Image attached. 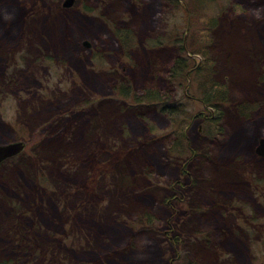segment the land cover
Masks as SVG:
<instances>
[{"label":"rangeland","instance_id":"rangeland-1","mask_svg":"<svg viewBox=\"0 0 264 264\" xmlns=\"http://www.w3.org/2000/svg\"><path fill=\"white\" fill-rule=\"evenodd\" d=\"M160 1L75 0L67 7L64 0H0V9L14 5L17 15L11 18L14 24H8L2 13L0 30L4 26L13 35L18 25L12 46L4 41L6 33L0 37L2 74L15 79L0 99V145L22 141L24 148L11 158L20 155L30 162L27 168L12 169L8 177L7 171L0 175V212L10 214V203L22 206L26 215L21 218L31 220L33 236L39 230L48 238L42 246L54 253L51 258L42 252L34 257L32 250L27 263L138 264L136 256L142 251L150 253L148 264H176V254L186 248L173 239L190 233V203L210 210L215 198V204L223 206L220 235L212 241L210 254L200 241L196 248L190 244L197 250L196 264H264V156L256 153L264 137V1L229 0L237 5L235 13L222 9L228 0H214L211 6L208 0H180L193 6V15L185 4L164 12ZM39 16L45 24L32 25ZM207 16L219 19L212 25L220 49L218 63L236 102L224 103L220 113L203 103V78L198 73L183 79L175 100L167 103L180 108L177 121L164 103L137 101L119 92L123 78L133 84L134 93L157 82L154 64L167 66L178 43L199 51L208 42L203 31ZM116 22L136 27V46L130 54L121 52L112 31ZM30 26L38 34L34 45L26 40ZM159 30L164 46L150 48L146 39ZM57 43L74 45V51L57 56ZM201 54L191 56L190 66L211 67ZM243 73L250 74L249 89ZM203 74L210 75L209 70ZM242 102L248 106L236 107ZM180 111L191 120L196 117L189 128L183 125V142L191 150L167 158L168 143L161 136L178 129L185 119ZM214 122L221 134L212 141L205 136L214 131ZM48 139L55 154L30 155L38 142L45 145ZM237 142L242 146L234 148ZM204 144L211 148L206 157L199 149ZM228 146L231 153L226 155ZM209 157L210 167L204 166ZM146 166L152 174L143 171ZM199 167L210 179L206 186ZM43 175L52 185L43 184ZM172 180L177 182L174 190L168 187ZM146 193L153 204L136 198ZM141 207L153 211L155 220L166 219L159 233L147 235L144 226L131 222ZM197 216L192 231L205 226ZM0 233V254L13 256L15 238ZM92 249L98 250L95 255Z\"/></svg>","mask_w":264,"mask_h":264},{"label":"trees","instance_id":"trees-1","mask_svg":"<svg viewBox=\"0 0 264 264\" xmlns=\"http://www.w3.org/2000/svg\"><path fill=\"white\" fill-rule=\"evenodd\" d=\"M208 1L210 2V6L213 4V2H215L214 0H208ZM224 1H227V0H224ZM160 2H161V6H162V11H164V12H167L168 10H170L174 6L176 8V6L181 7L185 4L184 6L187 9L186 12H188L189 15H193L195 13V11H193L194 8L191 4L183 3L180 0H161ZM222 7H223L222 9H226L227 12L233 11L236 13L237 5L230 3L229 0L226 3H224L222 5ZM13 8H14V5L11 8L8 7V5H6L5 9H2V7H1L2 10L0 9V21H1L2 13H4L8 16L4 20L6 22H9L8 24L13 23L11 21V18L17 16V15H15V9H13ZM203 8H207V6H204ZM8 13H10V14H8ZM194 16H196V15H194ZM217 17H219V16H217ZM43 20H44L43 17L42 18L40 16L38 18L36 17L32 20V22L34 21V23L32 25H35V24L43 25V24H45V23H42ZM218 20L219 19H215L214 16L210 17L208 19V16H207V22H208L207 28H205V30L203 29V31L206 34V39L208 42L199 51L198 50L193 51V47H192V50L189 51L183 44L179 45V43L178 44L176 43L177 44L176 47H178L177 53H175L173 55V57H172L173 59L171 60V62L167 66H164L160 62H159V64L158 63L154 64L155 72H156L155 77H157V82H152V84H150L151 86L149 84L144 85L143 88H141L140 90H136V92L134 93L132 91V87H133L132 85L133 84L129 83L127 79L123 78V80L121 81V84H119V86H118L119 92L122 95H125L126 97L133 95L137 101L144 100V101L154 102V103H164L166 105V108H164V109H169L170 111H168V113L170 114L171 118L174 119V121H175V119L177 121V115H179L178 109H180V108H177L175 105H171L169 107L167 103L168 102L172 103L175 100V94L177 92L176 88H177V86H179L180 83H182L181 81L183 79H185V78L189 79V77L192 76L194 73H198L199 75L202 76L203 79H201V80H202V83H204L203 88H202V84L200 83L201 84L200 87L202 90V92H201L202 97L201 98H202L203 103H205L206 105H209V106L213 105V107L216 108L217 113H220V111L223 110L222 106L224 103L231 102V101L234 102L235 99L232 98V93L230 92L231 91L230 86L228 83L225 82L226 81V80H224L225 77L223 78V74H222V71L220 69V65H219L220 63H218L220 61L219 60L220 49L218 47V40L215 39V36L213 34L214 28L212 26L213 23H217ZM14 26H15L14 29H12L13 35L9 34L10 36L6 33V30H3L4 26H3V29L0 30V37H2L5 33L7 34V35L3 36L4 41H7L6 45L12 46L13 45L12 43H15V40H13V39H15V36H16L15 33H17V31H18L17 30L18 25L15 24ZM31 26H30V29L32 30V33L26 34V36L28 38L26 40L28 41V43L34 45V42L37 39L36 35H38V34H36L37 32L35 33V29H32ZM112 31H113L118 43L121 46V52L122 53L124 52L126 55L133 52V49L136 46L135 45L136 27H134L131 24H125L124 22H122L120 24H118L116 22L115 26H113V28H112ZM121 31H123L125 33V34H123L124 37H122V35H120ZM161 32H162V30L161 31L159 30L156 33V35H154V36H156L155 39H153L154 36L149 38V39H146V42H147V44H149L148 46L150 48H153V46L156 48H163L165 40L163 41V39H162L163 37L160 36ZM31 34L34 37L33 39L31 37ZM39 38L43 39V36H40ZM66 40L67 39H64L60 42H65ZM43 41H44V39H43ZM0 42H1V40H0ZM49 46H52V45H49ZM52 48H53V46H52ZM55 48H56V55L57 56H60L65 51H74V45H68V44L62 46L61 43H57V46ZM59 48H60V53L58 51ZM4 49L5 50H3V51H5L7 53V51H6L7 48L5 47ZM190 52H191V54H190ZM192 53H194V54H196V53L201 54L202 53L201 55H203V57H204L203 60L206 61L208 59L209 60L208 62H210L212 64L211 67H209V66H208V68L203 67L204 65L198 66V67H197V65L190 66V64L188 62H190V60H192L191 56L194 55ZM96 55L98 56L99 54H96ZM1 56L2 55H0V57ZM7 59L8 58H6V60ZM2 60L3 59L0 58V99L3 98L4 91L8 89L6 87V85H9L10 83H12L15 80L13 77L8 78L6 75L3 76V74H2L3 61ZM205 70H209L210 75L205 76V74H203V73H205ZM191 71L193 72L192 74H191ZM180 113H181V111H180ZM181 114L183 115V112ZM183 117L185 119L182 120L181 124L178 126V129L176 128V130L172 134L169 133V135L166 134V135L161 136L168 143V146H166V147H168V154L166 156L167 158H169V156H171V158H172L173 155H170V153L174 154L175 152H180V153L184 154L188 150L189 151L191 150L190 147L187 146L186 142H183L184 137H185V135H183L184 134V126L183 125H186V127L189 128L192 125V121L195 120L196 117H194L192 120H191L192 117L187 118V116H185V115H183ZM37 118L38 117H35L32 119L37 120ZM203 118L206 120V122H208V121L210 122L211 118L208 119L209 117H205V116H203ZM38 121H39V119H38ZM27 122L29 124L33 125L31 122H29V121H27ZM212 125L215 128L214 131L209 132L205 137H208V139L214 141L215 138L218 137L217 135L219 133L221 134V131L219 130V128H218L217 124H215V122L212 123ZM18 133L19 132L18 131L16 132V130H15V136L14 137L19 138L20 135ZM50 141H51V139H48L47 143L45 141L44 142L45 145H41V143L38 142V144L34 148L31 149L30 155L33 154L35 158H40L42 156V153H44L46 156H48L50 158V156L52 154H55V152H56ZM207 145L208 144H204L199 148L200 153L204 154L203 157L207 156L206 155L207 150L210 149V151H211L210 146H207ZM241 146L242 145H240L238 142H237V144L234 143V145H233L234 148H238ZM229 147L230 146H228V148H226V153H225L226 155H229L231 153L229 151L230 150ZM147 156H148L147 158H149V159L151 158L150 155H147ZM157 157H159V156L157 155L154 159L157 160ZM183 157L185 159L188 158V156H186V157L183 156ZM210 161H212L211 157H209L208 161H206L204 163V166L207 165L210 167V164H209ZM5 162L6 163H4V164H0V175L2 176L3 172L7 171L6 177H8V175L11 173L12 169H15L17 167H20L21 169L27 168V166L30 163L29 160L25 159L24 157H21L20 155L15 157V158H10V159H8V162H7V160ZM164 166H165V163H164ZM200 167H203V165H200ZM200 167L198 170L199 173L202 172V168L200 170ZM144 170L148 173L150 171H152L150 166L143 167V171ZM31 171H32V168H31ZM165 171L167 172V170H165ZM152 172H150V173L152 174ZM181 173L185 174L184 170H182ZM205 173L206 172L201 173L202 175H204V178H205V175H207ZM30 177L35 181L34 174H31ZM35 177H36V175H35ZM206 179L207 178L204 179L205 186L210 182V179H207V180ZM42 182H43V184H49V185L50 184L52 185V183H53L52 179L47 175L46 176L43 175ZM167 182H169L168 187L171 188L172 190H174L175 189L174 184L177 182L173 181V180L167 181ZM199 182H200V179L198 181H195L194 185L198 186ZM34 196L37 197L36 193L34 194ZM149 196L150 195H148L146 193V194H144L143 197L138 195V196H136V198L138 200H140L141 202L147 204V205L151 204V203L153 204L154 201L152 200L151 196L150 197ZM203 197H205V195ZM212 198H208V200H211ZM205 199H206V197H205ZM34 200H35V198H34ZM213 201H214V204H213V206H211L210 210L209 209L202 210V209H200V207H198L199 206L198 204L196 205V204L190 203V206L188 207L189 208L188 214H189V217L191 215L190 218L192 219L191 220V226L189 228L190 233H187V234L178 233L176 236H174L175 239H173L176 241L177 244L186 248V249H183L184 251L182 249H180L179 254L178 255L176 254V256H177L175 258L176 264H196V263H198L199 262L198 255L196 256L197 250L191 249L192 247L190 244H194L195 248H196V241H200L201 245H203L202 249H206L209 253V250H210L209 247L211 246L212 241H215L217 239V237H219L220 232H219V229L217 228V226L222 224V221L220 218L222 216L223 206H221L220 204H215L216 203L215 198H213ZM165 202H166V200H165ZM206 202H207V200H206ZM10 204L13 206V208H12L13 212L11 211L10 214H6L7 213L6 212L5 213L6 215L0 212V232L6 231L10 234L11 237L15 238V240L13 242V246H11L13 249L12 252H14L15 254L13 256H5L6 254L11 255L10 253H6L5 255L0 254V264H29L26 262V260L29 257V255H31L32 250L35 251L34 257L39 255L38 252H42L44 258H46L47 256L51 258L52 255H54L53 250L50 249L48 246H47V249H46V246H44V247L42 246V242L47 243L48 238L45 239L46 237L42 236V233L39 230L37 231V235H36L37 237L33 236L34 234L32 232L31 220L28 219L26 216H25V219L21 218L22 215H26V212H24V210H23L24 208L20 205L14 204V203H10ZM136 205H137V203L134 205V207H136ZM161 205H164L163 202L158 207L160 208ZM203 206L206 207V205H203ZM147 208H149V207H147ZM133 210H135V208ZM133 210H131L132 215L134 213ZM27 213H29V212L27 211ZM152 213H153V211H145L141 207V209L140 210L138 209L136 214L133 215L134 220H131V222L134 221L135 223H138L140 226H144V230H145L144 232L147 235L148 234H156V232L159 233L160 232L159 229H161L162 221L163 220L166 221V219L160 218L158 220H155V217L153 216V215H155V213L154 214H152ZM197 215H200V216H197ZM130 216H131V214H130ZM155 216H157V215H155ZM196 216H197V218L198 217L203 218L201 221V224H200V226L205 225L202 227L203 231L201 229H197V230L192 231L195 228L193 220H194V217H196ZM131 224L132 223H130L128 226H130ZM201 234H203V236H200ZM1 235L2 234L0 233V238H1ZM120 236L121 235H118L116 240H118ZM189 240H193V242L189 243ZM35 247H37V250H35ZM96 251H98V250L92 249L91 253H93L95 255ZM148 254L150 255L149 252H142V251H140V253L138 252L137 253L138 256H136V258H138V264H148L150 261L147 257ZM141 258H144V259H141ZM139 259L141 261H139ZM127 261L129 262L130 259H127ZM153 261H155V260L153 259Z\"/></svg>","mask_w":264,"mask_h":264},{"label":"water","instance_id":"water-1","mask_svg":"<svg viewBox=\"0 0 264 264\" xmlns=\"http://www.w3.org/2000/svg\"><path fill=\"white\" fill-rule=\"evenodd\" d=\"M74 2H75V0H64L63 5L67 6V7H69L71 5L73 6ZM84 45L86 47H89L91 45V43L88 40H85ZM258 142H259V144L256 148V151H257L256 153H259V154L264 156V137H261ZM24 146H25V144L22 141L9 143L7 145H0V162L18 154L19 152L22 151Z\"/></svg>","mask_w":264,"mask_h":264},{"label":"bare ground","instance_id":"bare-ground-1","mask_svg":"<svg viewBox=\"0 0 264 264\" xmlns=\"http://www.w3.org/2000/svg\"><path fill=\"white\" fill-rule=\"evenodd\" d=\"M243 75H244L245 78H244V80H242V81H244V85L248 86V89H249V88H250V84H249L248 80H249V75H250V74H249V73H246V74L243 73ZM199 83L203 84L201 79H199ZM201 84H199V86H200ZM239 104H240V105H237L236 107L241 106V108L244 109L245 106H248V104H247V103H244V102L239 103ZM242 139H243V138H242ZM201 173H202V172H200V175L204 177V175H202ZM206 221H207V220H206Z\"/></svg>","mask_w":264,"mask_h":264},{"label":"flooded vegetation","instance_id":"flooded-vegetation-1","mask_svg":"<svg viewBox=\"0 0 264 264\" xmlns=\"http://www.w3.org/2000/svg\"><path fill=\"white\" fill-rule=\"evenodd\" d=\"M206 117V115H204Z\"/></svg>","mask_w":264,"mask_h":264}]
</instances>
